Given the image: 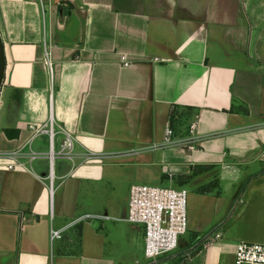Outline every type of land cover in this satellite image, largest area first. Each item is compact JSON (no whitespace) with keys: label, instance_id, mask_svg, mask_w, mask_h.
I'll return each mask as SVG.
<instances>
[{"label":"crops","instance_id":"crops-1","mask_svg":"<svg viewBox=\"0 0 264 264\" xmlns=\"http://www.w3.org/2000/svg\"><path fill=\"white\" fill-rule=\"evenodd\" d=\"M0 39V264H147L143 227L119 220L136 183H195L184 249L201 247L200 264L264 243V0H0ZM49 119L55 147L63 130L98 157L48 169L49 138L29 126ZM192 136L193 151L181 143ZM14 150L40 157L7 170ZM227 181L238 189L224 219ZM84 214L108 219L70 225ZM67 225L49 253V228Z\"/></svg>","mask_w":264,"mask_h":264},{"label":"built area","instance_id":"built-area-1","mask_svg":"<svg viewBox=\"0 0 264 264\" xmlns=\"http://www.w3.org/2000/svg\"><path fill=\"white\" fill-rule=\"evenodd\" d=\"M123 65L128 62L124 56H120ZM43 63L47 67L50 81L54 77L53 63L49 54L44 53ZM0 86V95H1ZM193 127V126H192ZM191 127V128H192ZM33 133H45L49 138L48 150L46 158L51 170L53 162L56 158H64L71 162L75 159L82 161H90L97 158L98 154L93 152H84L77 154L74 150V138L66 131L62 132V139L59 147L56 149L54 140L56 130L51 119L44 126H29ZM191 132V131H190ZM173 143V130L167 122L163 131V139L161 145L167 146ZM186 145L187 149L193 151L196 148L195 137H189L181 142ZM6 160L5 168L7 170L24 169L28 170L32 160L40 157L33 151L23 152L14 150L1 154ZM47 186L50 197V216H52V195H53V176L49 172L47 177ZM187 190L183 187L175 188L172 186H151L146 184H133L129 188L126 214L119 220L127 221L131 224L142 225L144 228V247L143 255L147 259V264H159L167 259H172L180 254L189 252L178 250L181 236L187 231ZM108 219L107 216L84 214L73 219L70 225H74L85 219ZM68 225L62 229L49 228V242L60 239L62 233ZM221 236L220 232L215 231L213 235L208 234L204 238L205 242H214ZM184 255V254H183ZM181 255V256H183ZM163 257V258H162ZM176 264V263H174ZM177 264H181V261ZM233 264H264V243H254L240 241L236 243L233 252Z\"/></svg>","mask_w":264,"mask_h":264},{"label":"rangeland","instance_id":"rangeland-1","mask_svg":"<svg viewBox=\"0 0 264 264\" xmlns=\"http://www.w3.org/2000/svg\"><path fill=\"white\" fill-rule=\"evenodd\" d=\"M59 146L57 145V143H56V149L58 148ZM55 162H57V160L55 159L54 160ZM136 184H141V183H136ZM195 183H193V184H184V185H181V184H177V183H173L172 181H171V183H158V184H150L151 186H172V187H175V188H179V187H183V188H185V189H187V205H186V210L188 211V208H189V205L191 204V203H193V197H195L198 201H199V199L200 198H198V197H201V196H198V195H196V193H195V191H193L192 189H194V187H195V185H194ZM222 185L223 186H225L226 187V190H225V192H224V194L222 195L223 196V199H222V201L220 202V199H218V201H217V216H219L220 214H223V216H224V219L225 218H227V216H229V214L231 213V209L228 211V207L230 206V204H231V202L235 199V193H236V190L238 189V183H231V182H222ZM195 190H197L196 188H195ZM202 198V197H201ZM196 200V201H197ZM203 200V202L202 203H197V205L195 206V207H198V210H200V214H203L204 212H205V207H209V208H212L211 207V203H209V204H205L204 203V201H205V199H202ZM208 200H212L211 198H208L207 199V201ZM211 202V201H210ZM215 210H216V207H215ZM216 215L214 216V217H216ZM223 219V220H224ZM142 226V225H141ZM143 227V226H142ZM223 228V227H222ZM222 228L221 227H218V228H216V229H214V227L212 228V229H210V231H211V235H213L214 234V232L215 231H220V232H222ZM144 229V228H143ZM210 231H208V232H210ZM207 234H203V237H205ZM199 236H202V235H199ZM183 239V240H182ZM181 240H182V242L180 243V246L178 247V250H180V249H184L185 247H186V245L185 244H187V242L189 241V232L188 231H186V233L184 234V235H182L181 236ZM194 240V239H193ZM183 241H184V243H183ZM191 243V244H190ZM189 243V245H187V246H190V245H192L194 242L192 241V242H190ZM54 246H55V244L53 245L52 244V248H51V252H50V248H49V253H52L53 252V250H54ZM50 247V246H49ZM201 247H198L197 249H195L194 251H192V252H188V254L186 253H183V254H180V257L179 256H177V257H174V258H170V259H167V260H165V261H163V262H160L159 264H174V263H178V262H180L181 261V264H200V262H201V260H202V254H200V255H198V256H196L195 254H196V252H197V250L198 249H200ZM202 253H203V251H202ZM181 255H183V256H181ZM188 255L189 256H191V257H193V259H192V262L190 263V261H189V259H190V257H188ZM163 258V257H162ZM229 260L230 259H224L222 262H221V264H229Z\"/></svg>","mask_w":264,"mask_h":264},{"label":"water","instance_id":"water-1","mask_svg":"<svg viewBox=\"0 0 264 264\" xmlns=\"http://www.w3.org/2000/svg\"><path fill=\"white\" fill-rule=\"evenodd\" d=\"M4 65H5V60H4V53H3V45L0 39V86H1L2 78H3Z\"/></svg>","mask_w":264,"mask_h":264},{"label":"trees","instance_id":"trees-1","mask_svg":"<svg viewBox=\"0 0 264 264\" xmlns=\"http://www.w3.org/2000/svg\"><path fill=\"white\" fill-rule=\"evenodd\" d=\"M4 133H5V135L8 137V138H14V137H16L17 136V134H18V132L16 131V130H14V129H5L4 130ZM191 244V243H190ZM191 246V245H190ZM189 246V247H190ZM179 257H180V255H179Z\"/></svg>","mask_w":264,"mask_h":264}]
</instances>
